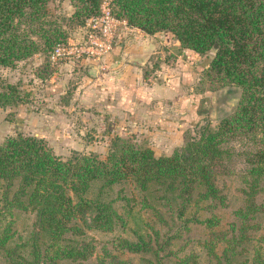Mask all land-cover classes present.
Returning <instances> with one entry per match:
<instances>
[{
	"label": "trees",
	"instance_id": "16d2710c",
	"mask_svg": "<svg viewBox=\"0 0 264 264\" xmlns=\"http://www.w3.org/2000/svg\"><path fill=\"white\" fill-rule=\"evenodd\" d=\"M104 0H74L83 27ZM49 0H0V66L65 41ZM109 13L145 34L170 33L179 54L210 56L199 92L235 86L234 108L215 125L196 123L170 154L114 135L103 158L55 155L42 138L0 143V264H264V0H108ZM49 64V61H47ZM27 92L0 83V106ZM239 156V196L225 178ZM230 207V214L224 212ZM109 236V246L95 250Z\"/></svg>",
	"mask_w": 264,
	"mask_h": 264
},
{
	"label": "rangeland",
	"instance_id": "374dc122",
	"mask_svg": "<svg viewBox=\"0 0 264 264\" xmlns=\"http://www.w3.org/2000/svg\"><path fill=\"white\" fill-rule=\"evenodd\" d=\"M73 2L74 0H49L47 3L48 15L57 20L66 35L65 42H59V44H63L66 47H73L82 36V26L73 20L70 21L74 10ZM168 49L170 50L169 53H161L162 56L164 55L165 61H167L166 65H177L182 72L185 69L189 71L188 73H191L189 70L191 69L194 73H198L196 76L194 74L197 80L194 79V82L185 88L187 93H190L189 90L192 89L191 92L193 93H205L207 95L205 105L203 106L204 116L199 121V124L208 121L211 125H215L222 116L229 113L236 105L239 89L235 86L226 85L213 90L205 89L203 92H199L200 85L198 81L200 70L205 66L214 51L210 50L205 55H197L190 52H184L183 55H180L181 53L179 54L176 46H170ZM47 61L49 59L46 58L44 53H36L26 59L17 61L12 67L0 66V83L18 85L19 90L27 92V96L23 102L5 107L0 106V143L8 136L16 134L32 135L42 138L51 151L61 158L68 157L74 151L95 153L100 158H103L109 140L117 134L122 137H129L138 145H147L155 156H159L170 154L175 147L180 146L183 142V136L187 131L193 133L194 127L188 126L178 129V133L176 134L171 133L168 139H164L163 137L152 138L146 131H133L131 128L126 129L124 132L120 130L112 131L111 120H108L107 118L109 117H106L102 112H97V116L94 115L93 118L87 117L85 119L86 115L81 112L86 111L83 108V104L76 105L75 102L77 100H73L71 97L73 96L72 83L77 80L80 81L83 74L78 77L73 72L77 69L89 67V65L96 68L97 66L93 63L84 64L75 60H58L57 65L50 64V62L48 64ZM144 64L145 66L141 65V68L145 67L143 69L145 79L154 80L155 75L152 74L150 66L156 68L158 66V59L151 57L149 62H145ZM105 69H107V66H105ZM84 70L83 73H85ZM189 77L192 78V75L190 74ZM53 89L58 90L53 93V97L50 96V100L48 98L49 106H44L46 103L44 102L45 95L43 93H46L47 90L53 91ZM61 91H64L61 96L55 94ZM55 106L58 109V113L61 112L60 114L65 118L67 117L70 121L69 127L73 130V135L71 131L70 134L74 136L72 140L60 128L58 129V134H54L53 132L57 128L49 130L48 128H51V126L44 123L39 125L37 123L35 126L31 124L29 127L24 124V119L20 118V116L25 117L29 115L31 111L38 112V110H41L40 113L43 114H54ZM37 121H41V119ZM230 167L232 173L225 178L224 184L228 192L231 207H234L237 204L236 199L239 196L236 190L239 187V180L236 174L243 169L242 159L239 156L234 157ZM258 199L264 201V191L259 194ZM230 211V207L225 210V218L228 217ZM95 237L99 239L95 252L101 256L102 252L98 250L99 248L101 249V245L109 246V236L95 235ZM110 251L112 254L117 255L116 259L112 260L114 264H136L138 261L137 255L129 253L121 254L113 248Z\"/></svg>",
	"mask_w": 264,
	"mask_h": 264
},
{
	"label": "crops",
	"instance_id": "0c3cea01",
	"mask_svg": "<svg viewBox=\"0 0 264 264\" xmlns=\"http://www.w3.org/2000/svg\"><path fill=\"white\" fill-rule=\"evenodd\" d=\"M177 44L167 32L145 34L129 26L121 29L107 62V69L103 71L97 69L94 78L88 74L90 65L84 67L85 70L77 69L73 72L78 77L83 74L80 81L72 83L71 97L77 100L76 105L83 104L86 111L81 112L86 115L85 119L93 118L94 115L97 116V112H102L109 117L108 120H111L112 131L124 132L131 128L133 131H146L152 138L164 139L170 138L171 133H178L180 128L193 127L201 121L207 95L193 93L192 89L189 90L190 93L186 92L187 86L194 82L198 73H194L191 69H189L191 73L185 69L182 72L177 65H166L167 61L161 54L169 53L170 50L168 51L167 48ZM184 52L187 51L183 49L180 55ZM151 57L158 59L156 68L150 66L156 78H153L154 80L145 79L143 72L145 67L141 68V65L145 66L144 63L149 62ZM133 60L142 64L135 65L132 63ZM190 74L192 78L189 77ZM56 90L58 89L43 93L46 103L44 106L48 105V98L50 100V96L53 97ZM63 93L64 91L55 94L61 96ZM40 112L41 110L31 111L29 115L20 118L24 119L26 126L44 123L51 126L49 130L57 128L54 134H58L60 128L71 140L74 138L73 130L69 127L70 121L60 114L61 112L58 113L56 106L54 114L47 115ZM39 119L41 121H37Z\"/></svg>",
	"mask_w": 264,
	"mask_h": 264
},
{
	"label": "built area",
	"instance_id": "2783aa9c",
	"mask_svg": "<svg viewBox=\"0 0 264 264\" xmlns=\"http://www.w3.org/2000/svg\"><path fill=\"white\" fill-rule=\"evenodd\" d=\"M107 1L100 6V13L85 20L81 39L73 46L56 44L48 54L50 64L57 65L58 60L93 63L96 69L105 70L117 35L126 27L123 20L113 17L108 10Z\"/></svg>",
	"mask_w": 264,
	"mask_h": 264
},
{
	"label": "water",
	"instance_id": "95a60500",
	"mask_svg": "<svg viewBox=\"0 0 264 264\" xmlns=\"http://www.w3.org/2000/svg\"><path fill=\"white\" fill-rule=\"evenodd\" d=\"M133 64L135 65H141L142 63L137 61V60H133L132 61ZM96 72H97V69L96 67L94 66H90L89 69H88V74L91 76V77H94L96 75Z\"/></svg>",
	"mask_w": 264,
	"mask_h": 264
}]
</instances>
